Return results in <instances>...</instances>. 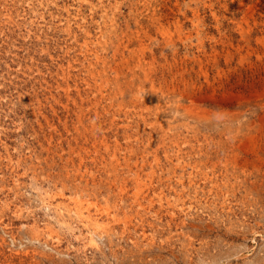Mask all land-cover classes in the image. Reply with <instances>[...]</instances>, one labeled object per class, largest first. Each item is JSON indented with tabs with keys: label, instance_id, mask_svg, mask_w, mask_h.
<instances>
[{
	"label": "rangeland",
	"instance_id": "374dc122",
	"mask_svg": "<svg viewBox=\"0 0 264 264\" xmlns=\"http://www.w3.org/2000/svg\"><path fill=\"white\" fill-rule=\"evenodd\" d=\"M0 264H264V0H0Z\"/></svg>",
	"mask_w": 264,
	"mask_h": 264
}]
</instances>
